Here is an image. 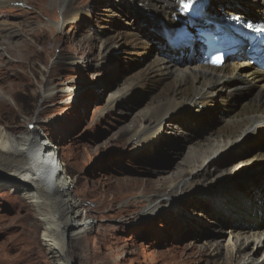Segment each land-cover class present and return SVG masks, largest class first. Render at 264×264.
<instances>
[{"label":"rangeland","instance_id":"rangeland-1","mask_svg":"<svg viewBox=\"0 0 264 264\" xmlns=\"http://www.w3.org/2000/svg\"><path fill=\"white\" fill-rule=\"evenodd\" d=\"M104 1L21 0L0 6V62L6 65L0 73V87L6 95H13L8 96L10 101L0 105L1 122L18 130H26L29 122L35 123L39 136L44 132L43 138L52 139L58 146L73 180L74 193L91 219L92 229L86 235L66 239L74 264H225L232 248L228 242L229 226L222 224L220 218L212 216L204 206L194 203L198 196L223 194L248 183L228 186L244 171L230 179L218 176L199 186L198 182L202 181L198 179L202 177L189 176L194 180L193 186H197L195 190L187 188L171 205L145 218L139 217L151 198L168 194V187L182 179L197 143L206 138L209 130L205 132L202 127L198 132V126H188L184 129L191 135L188 141H182L183 134L175 131L163 136L168 137L169 144H163L162 138H158L157 145L143 149L135 146L132 134L145 123V117L155 104L149 91L143 88L135 93L131 103L118 102L113 110L106 108L111 94L126 91L129 76L144 68L155 56L157 40L153 39L159 36L163 24L160 23L157 30L151 28L153 37L148 43L152 51L147 53L148 57L129 56L126 49L130 47L123 43L106 58L93 39L99 33L107 36L112 32L110 23H96L102 7L110 2L120 4L117 13H121V21L130 30L128 22L135 18L144 39L145 31L141 29L145 26L141 24H145V17L152 18L153 14L141 13L146 8L140 0ZM64 5L72 14L63 27L62 14L68 13ZM88 5L93 6L91 17L84 11ZM77 10L84 14L81 19L75 15ZM13 28H19L22 34L11 36L9 32ZM8 42H12L11 52L6 49ZM73 55L83 57L85 64L68 63ZM175 60L182 62L183 58L175 56ZM66 83L76 84L75 98L63 96L62 88ZM45 89H54L56 95L42 99ZM211 107L218 106L211 104ZM182 114L194 122L199 116L208 115L194 106ZM262 167L264 163L247 170ZM261 177L264 176L256 179ZM3 179L8 178L3 176ZM17 196L19 192L11 190L10 186L0 190V264H54L41 238L42 226L27 205L17 204ZM201 221L205 224L201 225ZM213 242L223 243L221 253L200 255L202 248ZM244 249L243 253L252 251L249 247ZM194 251L196 255H192ZM261 255H264V247L255 257Z\"/></svg>","mask_w":264,"mask_h":264},{"label":"bare ground","instance_id":"bare-ground-1","mask_svg":"<svg viewBox=\"0 0 264 264\" xmlns=\"http://www.w3.org/2000/svg\"><path fill=\"white\" fill-rule=\"evenodd\" d=\"M18 1L21 0H0V6ZM140 1L146 8L141 13L153 14L152 18L145 17V24H141L145 26L141 29L145 31V39L143 32L138 30L139 26L135 18L131 23L128 22L130 30L121 21V13L120 15L117 13V10L120 11V4L110 2L99 10L96 23L108 22L112 30L107 36L99 33L93 38L101 55L110 58L116 48L127 43L130 48L126 49V53L129 56L148 57L152 51V45L148 43L153 37L150 35L151 28L159 29L160 23L165 27L177 26L178 0ZM214 1L226 14H240L237 6L227 0H209L207 9L216 6ZM234 1L238 4H246L244 9L254 5L253 10L264 18V0ZM104 2L108 3L109 0ZM64 6L68 13L62 14L63 27L69 20V14H72V10ZM91 8H93L92 5L91 7L88 5L86 9L83 8L90 17ZM81 11L77 10L75 14L80 19L81 15H84ZM148 32L150 39L147 36ZM9 33L11 36L18 37L22 31L19 28H13ZM161 33L159 32V36L153 39L157 40V43L154 42L157 47L155 56L144 68L129 76L126 91L122 94H111L108 100L110 105L106 109L113 110L118 102L131 103L135 99V93L143 88L149 91V95H152L151 99L155 100L154 107L145 117V123L132 134L134 144L139 149L157 145L158 138H162L163 144H169L168 137L163 136L171 135L175 131L183 134L182 141H188L191 135L188 136L184 130L188 126L195 128L198 126V132L203 127L205 132L207 130L209 132L203 141L197 143L198 146L192 153L193 158L182 179L168 187L170 189L168 194L163 193L151 198L146 209H142L139 213L140 218H145L171 205L179 198L177 196L186 193L187 188L195 190L201 183L212 182L218 176H221L220 179H230L234 174L236 176L238 173L264 163V71L251 65L249 60H244L246 54H242L243 59L231 57L219 68L203 64L199 62L201 56L197 43L190 47L180 44L178 46L180 50L172 48L177 54L182 50L188 56L183 58L182 62L176 61L172 58V50L165 45V38ZM12 47V42H8L6 49L10 51ZM85 52H83L84 56ZM131 60L133 61L134 58ZM67 61L75 65H84L86 62L83 57L80 58L77 55L69 57ZM5 66V63L1 61L0 73L4 71ZM2 90L1 86L0 105L3 106L10 101L8 96L13 97V95H6V92ZM62 91L65 93L63 96L75 98L78 89L75 83H66ZM55 95L54 89H45L42 99L47 100ZM211 104H216L218 107L214 109ZM193 106L196 110L208 115L199 116L196 122L185 117L186 114H182L183 111ZM38 130L37 125L32 122H29L26 130H18L16 127L3 124L0 119V190L10 186L11 190L18 191L19 196L15 197L17 204L21 207V204L27 205L34 212L33 215L42 226L41 238L54 264H74L72 257L69 256L66 239H79L86 235L92 229L91 219L88 218V210L81 199L74 193L73 180L58 152V146L52 139L42 138V142ZM162 133L163 135L160 136ZM219 167L221 169L215 175ZM261 169L254 170L257 174H252L251 176L255 177L246 180L249 181L248 183L228 189L223 194L198 196L194 203L197 206H204L212 216L220 218L222 224L229 226L228 242L231 243L232 248L225 264H264V260L261 261L264 255L260 258L255 257L260 248L264 247V177L256 179L264 176V170ZM3 176L8 179L4 180ZM189 176L202 177L201 180L198 179L202 182L193 186L194 180L191 181ZM181 181L184 182L182 186H180ZM241 182L245 181L227 185ZM200 224L204 225L205 221H201ZM222 246L221 242L209 243L202 248L200 255L218 256ZM247 247L252 248L253 252L243 253L244 248ZM196 253L197 251H194L192 255Z\"/></svg>","mask_w":264,"mask_h":264},{"label":"water","instance_id":"water-1","mask_svg":"<svg viewBox=\"0 0 264 264\" xmlns=\"http://www.w3.org/2000/svg\"><path fill=\"white\" fill-rule=\"evenodd\" d=\"M44 133V132H43ZM43 133H40L41 135H40V138L42 139L43 137H44V135L45 134H43ZM45 139V138H44ZM42 142H43V139H42ZM261 170H264V169H261ZM247 172L248 173H246V174H243V175H241V176H239V178H237V181L236 182H238V181H241V180H243V179H245L246 177H248V176H251L252 174H257L255 171H254V168L253 169H250V170H247Z\"/></svg>","mask_w":264,"mask_h":264},{"label":"snow or ice","instance_id":"snow-or-ice-1","mask_svg":"<svg viewBox=\"0 0 264 264\" xmlns=\"http://www.w3.org/2000/svg\"><path fill=\"white\" fill-rule=\"evenodd\" d=\"M185 7H187V4H185Z\"/></svg>","mask_w":264,"mask_h":264}]
</instances>
